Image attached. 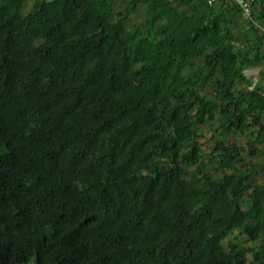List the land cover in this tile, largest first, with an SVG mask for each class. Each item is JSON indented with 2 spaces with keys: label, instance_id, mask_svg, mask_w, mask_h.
I'll use <instances>...</instances> for the list:
<instances>
[{
  "label": "trees",
  "instance_id": "1",
  "mask_svg": "<svg viewBox=\"0 0 264 264\" xmlns=\"http://www.w3.org/2000/svg\"><path fill=\"white\" fill-rule=\"evenodd\" d=\"M28 1L0 0V264H264V35L240 5Z\"/></svg>",
  "mask_w": 264,
  "mask_h": 264
},
{
  "label": "rangeland",
  "instance_id": "2",
  "mask_svg": "<svg viewBox=\"0 0 264 264\" xmlns=\"http://www.w3.org/2000/svg\"><path fill=\"white\" fill-rule=\"evenodd\" d=\"M36 0H29L26 8L24 9L25 13H28L33 5L35 4ZM125 5H121L119 6V8H123ZM242 15V14H241ZM241 21L243 22V16H241ZM145 22V10L143 8H140L136 13H134L131 17V19L128 21L129 26L131 27L132 25H143ZM264 69V65H259L256 67H252L249 69L245 70V74L248 77L253 78L254 81H257V79L259 78V73L260 71ZM203 137H201V141L206 142L207 145L209 143L208 139L210 138L211 133L208 131L207 127H204L203 130L201 131ZM255 161V160H254ZM258 161V160H256ZM260 161V160H259ZM253 172L255 173V180L257 182H262L264 181V169L262 167L259 168H254ZM248 244H254L253 242H249Z\"/></svg>",
  "mask_w": 264,
  "mask_h": 264
},
{
  "label": "built area",
  "instance_id": "3",
  "mask_svg": "<svg viewBox=\"0 0 264 264\" xmlns=\"http://www.w3.org/2000/svg\"><path fill=\"white\" fill-rule=\"evenodd\" d=\"M242 9V16L244 22L252 21L259 29V32L264 35V22H260L258 18L254 17V10L260 5L259 0H235Z\"/></svg>",
  "mask_w": 264,
  "mask_h": 264
}]
</instances>
